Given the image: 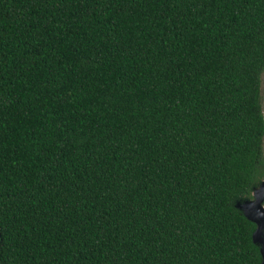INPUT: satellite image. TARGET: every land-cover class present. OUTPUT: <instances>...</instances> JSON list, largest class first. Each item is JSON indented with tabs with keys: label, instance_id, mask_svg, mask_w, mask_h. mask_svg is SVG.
Here are the masks:
<instances>
[{
	"label": "trees",
	"instance_id": "obj_1",
	"mask_svg": "<svg viewBox=\"0 0 264 264\" xmlns=\"http://www.w3.org/2000/svg\"><path fill=\"white\" fill-rule=\"evenodd\" d=\"M264 0H0V264H260Z\"/></svg>",
	"mask_w": 264,
	"mask_h": 264
},
{
	"label": "water",
	"instance_id": "obj_2",
	"mask_svg": "<svg viewBox=\"0 0 264 264\" xmlns=\"http://www.w3.org/2000/svg\"><path fill=\"white\" fill-rule=\"evenodd\" d=\"M250 194V196L235 200L234 205L254 222L251 237L259 247L260 264H264V178L252 187Z\"/></svg>",
	"mask_w": 264,
	"mask_h": 264
},
{
	"label": "rangeland",
	"instance_id": "obj_3",
	"mask_svg": "<svg viewBox=\"0 0 264 264\" xmlns=\"http://www.w3.org/2000/svg\"><path fill=\"white\" fill-rule=\"evenodd\" d=\"M260 102H261V109L263 112V116H264V70L261 73V82H260ZM263 150H262V154L264 155V136H263Z\"/></svg>",
	"mask_w": 264,
	"mask_h": 264
}]
</instances>
